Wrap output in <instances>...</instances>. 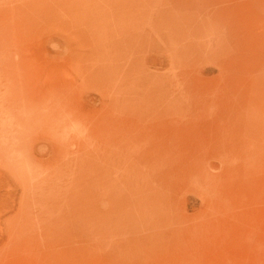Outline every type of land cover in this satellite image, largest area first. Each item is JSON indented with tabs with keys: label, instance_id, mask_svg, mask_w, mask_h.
I'll return each instance as SVG.
<instances>
[{
	"label": "rangeland",
	"instance_id": "rangeland-1",
	"mask_svg": "<svg viewBox=\"0 0 264 264\" xmlns=\"http://www.w3.org/2000/svg\"><path fill=\"white\" fill-rule=\"evenodd\" d=\"M0 264H264V0H0Z\"/></svg>",
	"mask_w": 264,
	"mask_h": 264
}]
</instances>
